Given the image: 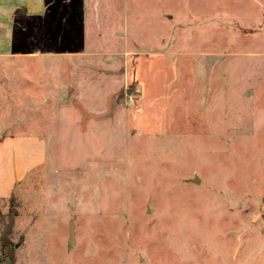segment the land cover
I'll return each mask as SVG.
<instances>
[{
    "label": "rangeland",
    "instance_id": "obj_1",
    "mask_svg": "<svg viewBox=\"0 0 264 264\" xmlns=\"http://www.w3.org/2000/svg\"><path fill=\"white\" fill-rule=\"evenodd\" d=\"M96 1L48 0L18 50L61 54L21 60L31 93L0 105V131L46 139L13 194L21 264H264V0H221L222 27L200 29L181 0H128L126 25Z\"/></svg>",
    "mask_w": 264,
    "mask_h": 264
},
{
    "label": "crops",
    "instance_id": "obj_2",
    "mask_svg": "<svg viewBox=\"0 0 264 264\" xmlns=\"http://www.w3.org/2000/svg\"><path fill=\"white\" fill-rule=\"evenodd\" d=\"M168 1L170 6L175 3V0ZM181 2L188 14V18H185L182 22L185 28L222 27L221 16L217 15V13L221 14V9H217L221 0H181ZM100 3V0L96 1V13L98 12V14ZM170 6L162 9L161 13L156 16L158 21L165 20L172 24L176 22V19L178 20L174 5ZM116 10L126 25L128 20V0H120ZM47 14L48 0H0V105L9 102L8 94L10 91L15 90V92H18L22 89L26 94L31 93L30 88L26 89L22 88L24 86L19 87V85L11 84L12 77L15 76L17 69L20 68L18 72L22 74L21 65H19L21 60H30L42 55L59 56L61 54L58 51L37 52L29 50L25 52L18 50L19 46L25 42L30 43L31 37L28 34L32 30L39 29L40 32H43L46 27ZM96 22L99 23L97 16ZM128 44L129 37L127 36L122 48L111 49L112 51L108 53H124L128 50ZM104 52V50L92 46L86 52H74V56L91 57L93 55H103L105 54ZM179 54L183 57L185 56L182 52ZM206 55V53L200 54L199 59L201 57L204 59ZM45 140L43 135L36 132L0 131V201L7 202L30 172L46 161L47 148ZM70 242L74 246V234L70 238ZM20 247L17 249L15 262L11 264H21L19 258ZM0 264H8V262L6 260L0 261Z\"/></svg>",
    "mask_w": 264,
    "mask_h": 264
},
{
    "label": "trees",
    "instance_id": "obj_3",
    "mask_svg": "<svg viewBox=\"0 0 264 264\" xmlns=\"http://www.w3.org/2000/svg\"><path fill=\"white\" fill-rule=\"evenodd\" d=\"M11 205L9 211V220L8 222H4L5 227L4 231L1 236V248L3 249L4 253L7 257L10 258V263H14L16 260V253H15V244L12 242V226L14 222V217L16 215L15 203L13 199V195L11 196ZM0 261H5V258H0Z\"/></svg>",
    "mask_w": 264,
    "mask_h": 264
},
{
    "label": "built area",
    "instance_id": "obj_4",
    "mask_svg": "<svg viewBox=\"0 0 264 264\" xmlns=\"http://www.w3.org/2000/svg\"><path fill=\"white\" fill-rule=\"evenodd\" d=\"M137 96L134 92H131V93H127V103L130 105V106H134L137 102Z\"/></svg>",
    "mask_w": 264,
    "mask_h": 264
},
{
    "label": "water",
    "instance_id": "obj_5",
    "mask_svg": "<svg viewBox=\"0 0 264 264\" xmlns=\"http://www.w3.org/2000/svg\"><path fill=\"white\" fill-rule=\"evenodd\" d=\"M74 233H75V232H74V229H73L72 226H71V238H72V236H73Z\"/></svg>",
    "mask_w": 264,
    "mask_h": 264
}]
</instances>
